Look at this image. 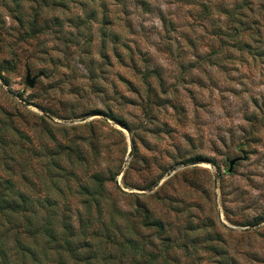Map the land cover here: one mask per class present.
Listing matches in <instances>:
<instances>
[{
	"label": "rangeland",
	"instance_id": "obj_1",
	"mask_svg": "<svg viewBox=\"0 0 264 264\" xmlns=\"http://www.w3.org/2000/svg\"><path fill=\"white\" fill-rule=\"evenodd\" d=\"M0 197V264H59L25 219L107 264H264V0H0Z\"/></svg>",
	"mask_w": 264,
	"mask_h": 264
},
{
	"label": "trees",
	"instance_id": "obj_2",
	"mask_svg": "<svg viewBox=\"0 0 264 264\" xmlns=\"http://www.w3.org/2000/svg\"><path fill=\"white\" fill-rule=\"evenodd\" d=\"M18 196H22L21 194H18ZM1 200V197H0ZM2 200H5L4 198ZM17 204H13L12 202L9 203V200L5 203V208L0 207V211H3L4 209H8L11 213H21L25 212L24 209H16ZM31 212V210H30ZM22 214V213H21ZM150 222V223H149ZM148 223L145 222L144 224H154L153 222L149 221ZM52 222L45 219L41 223L35 224L34 221L31 222L28 219L24 220V223L21 225L22 231L26 234L28 237H32L33 240L38 241V238L40 237L45 244H48L49 246L55 250L56 253V259L57 263L59 264H67L66 261L62 260V254L59 252H64L65 254L70 257V259L75 263H82V264H98V256L101 258L100 264H107L110 256L105 252H98L93 250L94 248H91V244L88 240H78L76 242H73L70 240V236L72 235L69 225L63 224V229L66 232L64 235H58L59 233L55 227H52ZM18 226V225H17ZM104 231V229H100L101 231ZM49 248V247H48ZM22 254L27 256L31 259V261H36L38 259V256L35 253V250L29 249L28 247L22 248Z\"/></svg>",
	"mask_w": 264,
	"mask_h": 264
},
{
	"label": "water",
	"instance_id": "obj_3",
	"mask_svg": "<svg viewBox=\"0 0 264 264\" xmlns=\"http://www.w3.org/2000/svg\"><path fill=\"white\" fill-rule=\"evenodd\" d=\"M26 82L29 86H32L33 84V80L32 79H28V74L26 73ZM236 159H231L228 161V167L226 169L227 172H229L231 170L232 164L235 162Z\"/></svg>",
	"mask_w": 264,
	"mask_h": 264
}]
</instances>
